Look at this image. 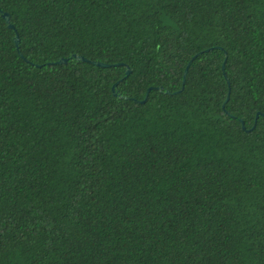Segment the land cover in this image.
Wrapping results in <instances>:
<instances>
[{"label": "trees", "instance_id": "trees-1", "mask_svg": "<svg viewBox=\"0 0 264 264\" xmlns=\"http://www.w3.org/2000/svg\"><path fill=\"white\" fill-rule=\"evenodd\" d=\"M262 115L264 0H0V264H264Z\"/></svg>", "mask_w": 264, "mask_h": 264}, {"label": "water", "instance_id": "water-1", "mask_svg": "<svg viewBox=\"0 0 264 264\" xmlns=\"http://www.w3.org/2000/svg\"><path fill=\"white\" fill-rule=\"evenodd\" d=\"M1 16H2V19L5 21V23L7 24V27H8L9 29H13V26L10 24L8 14H6V13H2ZM14 43H15V46H17L18 43H19V41H18V39H17V35L15 36ZM73 58H74L75 60H77V61L88 62V61L85 60L84 58H82V57H78V56H75V55L73 56ZM225 60H226V59H224V61H223V63H222V66H221V68H222V72H224V64H225ZM65 62H66L65 59H61V60H59L56 64H63V63H65ZM88 63H90V64H92V65H94V66L100 67V68H107V67H108V65H105V64H102V63H98V62H88ZM190 63H191V61L187 64V66H186V68H185V70H184V72H183L182 84H183L184 81H185V76H186V73H187V70H188V67H189ZM125 74L128 75V74H129V71L126 70ZM116 85H117V84L113 85V87H112V89H111L113 93H114V88L116 87ZM149 91H150V89H148V90L146 91L145 96H144V99H143V101H142L141 103H144V102L146 101V99H147V95H148ZM114 95H116V94L114 93ZM228 97H229V92H228L227 98H226V100H225V103L228 101ZM258 116H259V114H257V115L255 116V121L257 120ZM262 116L264 117V115H262ZM241 126H242V128H243V124H242Z\"/></svg>", "mask_w": 264, "mask_h": 264}]
</instances>
